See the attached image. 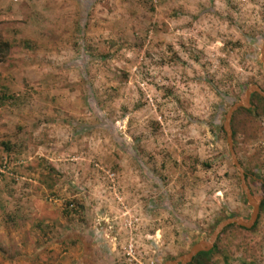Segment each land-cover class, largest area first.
Instances as JSON below:
<instances>
[{"label":"rangeland","instance_id":"rangeland-1","mask_svg":"<svg viewBox=\"0 0 264 264\" xmlns=\"http://www.w3.org/2000/svg\"><path fill=\"white\" fill-rule=\"evenodd\" d=\"M263 44L264 0H0V264H162L246 221L217 127L264 93ZM250 116L232 147L260 203ZM199 264H264V207Z\"/></svg>","mask_w":264,"mask_h":264},{"label":"water","instance_id":"water-1","mask_svg":"<svg viewBox=\"0 0 264 264\" xmlns=\"http://www.w3.org/2000/svg\"><path fill=\"white\" fill-rule=\"evenodd\" d=\"M260 55H261V63L264 66V44L262 45V48L260 50ZM252 94H256L264 100V93L261 92L257 86L250 85L246 87L243 93V96L236 103H233L226 110L224 117H223V122L221 125V129L225 136L227 151H228L231 163L238 175L239 186H240L241 192L244 196L246 205L251 208L248 219L246 221H242L241 219L237 217H231V218H226L222 220L215 226V228L213 229V231L211 232V234L208 236L206 240H201V241L194 243L185 254L180 255L176 259L164 261L162 264H189L191 260L199 253H205L212 249L218 235L221 233V231L225 227L229 225H234L236 227H240V228L248 230L256 222L258 211H259V202L254 200L253 196L251 195L245 183V179H244L245 173L240 167L236 159L235 153L233 151L232 134H231V129H230V120H231L232 114L238 109H245V110L250 109L249 100Z\"/></svg>","mask_w":264,"mask_h":264},{"label":"trees","instance_id":"trees-1","mask_svg":"<svg viewBox=\"0 0 264 264\" xmlns=\"http://www.w3.org/2000/svg\"><path fill=\"white\" fill-rule=\"evenodd\" d=\"M4 100H5V97H2ZM249 102H250V109H248V110H245V109H238L237 111H235L233 114H232V117H231V120H230V129H231V134H232V141H233V137H234V135L236 134L235 133V131H236V128L238 127V123H236V120H235V118H236V116L237 115H239V114H243V115H245L246 117H249V118H252L251 116H250V114H254L255 115V117L257 118H260V117H264V100L261 98V97H259L258 95H256V94H252L251 96H250V100H249ZM217 130L219 131V132H221L222 133V129H221V127H217ZM4 148H6L5 150H7V146H4ZM233 151H235L234 150V148H233ZM236 159H237V161H238V163H239V165H240V167L242 168V164H241V161L236 157ZM255 176V178H259V176H257V175H254ZM244 179H245V183H246V181L248 180V178H247V176L245 175V177H244ZM262 181H263V183H264V179L262 178ZM246 185H247V183H246ZM261 191H264V185L262 184V187H261ZM264 207V199H262L261 201H260V203H259V211H258V215H257V219H256V222L254 223V225L250 228V229H248V230H246V229H243V228H240V227H236V226H234V225H229V226H227V227H225L222 231H221V233L218 235V237H217V239H216V241H215V243H214V245H213V247H212V249L210 250V251H208V252H205V253H199L198 255H196L192 260H191V262L189 263V264H199V259H207L215 250H216V248H217V244H218V242L220 241V238H221V236L222 235H225L228 231H230V230H235V229H237V230H240V231H245V232H250V231H252L255 227H256V224H257V222H258V219H259V216H260V212H261V209ZM79 209H82L81 207H78ZM64 214L65 213H67V212H69V211H75L74 210V205L73 204H71V203H67L66 205H65V208H64ZM231 217H234V216H230V218ZM227 218H229V217H227ZM222 220H219V221H215V224H214V226H212V231H213V229L215 228V226L219 223V222H221ZM196 243V242H195ZM194 244V243H193ZM192 244V245H193ZM191 245V246H192Z\"/></svg>","mask_w":264,"mask_h":264},{"label":"built area","instance_id":"built-area-1","mask_svg":"<svg viewBox=\"0 0 264 264\" xmlns=\"http://www.w3.org/2000/svg\"><path fill=\"white\" fill-rule=\"evenodd\" d=\"M129 248V247H128ZM129 251H130V248H129Z\"/></svg>","mask_w":264,"mask_h":264}]
</instances>
